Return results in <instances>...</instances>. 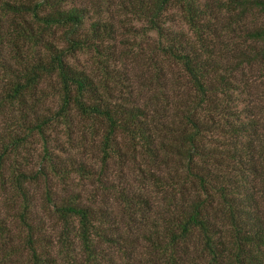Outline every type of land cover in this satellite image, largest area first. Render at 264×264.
Listing matches in <instances>:
<instances>
[{
    "label": "trees",
    "instance_id": "1",
    "mask_svg": "<svg viewBox=\"0 0 264 264\" xmlns=\"http://www.w3.org/2000/svg\"><path fill=\"white\" fill-rule=\"evenodd\" d=\"M103 1L93 11L85 0H0V193L23 198L13 214L31 230L30 180L42 176L49 187L50 171L93 173L85 158H62L61 144H49L47 130L80 125L99 136L98 175L112 159L138 165L140 185L121 192L125 202L151 208L141 191L154 190L161 209L147 236L150 264H264V0L122 2L173 67H157L168 88L161 82L147 100L137 90L115 95L108 83L104 43L115 28ZM92 50L100 74L79 59ZM33 133L43 143L34 171L20 159ZM58 196L61 264H103L98 211L79 191ZM3 210L1 239L10 231ZM34 242L27 236L33 264H60Z\"/></svg>",
    "mask_w": 264,
    "mask_h": 264
},
{
    "label": "rangeland",
    "instance_id": "2",
    "mask_svg": "<svg viewBox=\"0 0 264 264\" xmlns=\"http://www.w3.org/2000/svg\"><path fill=\"white\" fill-rule=\"evenodd\" d=\"M85 1H88L87 4L92 2L93 11L98 10V0ZM125 1L104 0L100 6V10L104 14L102 16L107 18L106 20L112 21L115 28L113 38L104 43L109 47L108 52H111L109 55L106 54V59L110 63V75H106V78L110 86L115 89V95L128 94L129 90H137L147 100L158 93L161 82L165 85L163 79L156 77L158 76L157 67L161 64L163 72L169 74L173 67L157 53L155 32L143 30L144 22L137 21L131 12L121 5ZM222 16L224 21L228 20L226 14ZM247 19L251 22V15ZM4 54L5 52L1 53V55ZM93 56L94 51L92 50L80 55L79 59L100 74L96 67L97 64L92 61ZM154 60L157 62L156 65L152 63ZM159 76L161 77V74ZM165 86H163L164 91L168 88L167 85ZM79 126L74 125L68 133L61 123L57 124L56 128L47 130L52 137L49 144L52 147L56 143L61 144L58 146H61L62 149L55 150L62 158L67 156L85 158L93 173L89 176H81L76 172H71L68 176L62 177L60 172L50 171L49 187L45 185L42 176L30 180L26 201L29 206L28 219L32 224L31 230L13 214H18L16 211L22 208L23 198L18 196L12 201H6L7 189L0 193V203L5 209L2 213L10 220V231L4 239L0 237L2 264H33L31 251L25 245V240L29 235L34 238V243L37 244L42 255L45 251L44 253L49 258H53L61 264L64 260L61 251L65 250V247L62 244V223L54 211L53 200L56 201L60 194L76 191H79L82 198L91 202L98 211L95 221H98L103 235L97 236V244L98 249L102 251L103 264H150L151 245L147 236L155 228L152 222L156 220L155 216L161 209L155 203L154 190L149 186L147 192H144V189L140 190L147 199L151 198L152 201L151 208L143 206L145 211L142 206L138 207L140 203L136 205L130 203L129 205L125 202L121 192L125 191L130 194L137 191V186L140 185L142 173L138 165L112 159L108 164L109 171L107 168L103 174L98 175L101 156L99 136H91L88 132L83 135L79 131ZM2 128L3 125L0 123V132H2ZM21 147L24 157L18 158L24 160L25 163L28 160L29 163L26 167L28 166L34 171L43 148L40 135L38 133L31 134ZM139 167L141 168V166ZM47 193L50 194L51 200L47 198ZM156 222L159 224L158 221ZM73 237L70 236V238ZM73 247L75 249L71 254L79 260L82 257V249H79L76 239H74ZM3 252L7 253L9 257L2 256Z\"/></svg>",
    "mask_w": 264,
    "mask_h": 264
}]
</instances>
